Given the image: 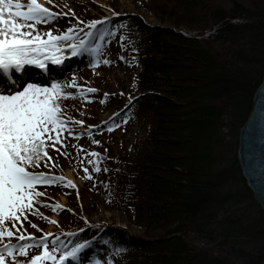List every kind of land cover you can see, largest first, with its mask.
Returning <instances> with one entry per match:
<instances>
[{
	"label": "trees",
	"instance_id": "trees-1",
	"mask_svg": "<svg viewBox=\"0 0 264 264\" xmlns=\"http://www.w3.org/2000/svg\"><path fill=\"white\" fill-rule=\"evenodd\" d=\"M210 18L213 36L206 40L204 29L198 38L150 31L140 20L125 24L140 35L135 76L138 90L150 94L151 123L129 182L137 198L131 216L161 233L148 241L122 227L107 229L115 263L264 260V209L237 157L239 130L264 77V0H221ZM192 234L206 245L193 244Z\"/></svg>",
	"mask_w": 264,
	"mask_h": 264
},
{
	"label": "rangeland",
	"instance_id": "rangeland-1",
	"mask_svg": "<svg viewBox=\"0 0 264 264\" xmlns=\"http://www.w3.org/2000/svg\"><path fill=\"white\" fill-rule=\"evenodd\" d=\"M219 2L221 0H81L80 13L74 15L71 22L60 23L61 28L87 29V33H93L94 29L88 27L89 23L103 21L97 25L92 36L85 38L89 49L100 45V50L87 51L90 60L79 66L82 70L89 71H105L108 68L120 78L116 79L115 75H111L112 86L102 88L103 94H107L108 90L117 93L109 103L110 108H114V119L89 130H73L79 136L76 141L63 140L66 147L57 145L60 152L50 149L54 153L49 152V155L57 166L45 168L44 171L46 174L62 176L65 180L53 185H41L40 190L49 192L47 197H43L45 203L59 204L62 210L48 208V213H40L57 223H49L38 216L29 215L28 220L37 225L39 230L30 227L28 222L23 225L27 233L36 237H41L43 233L58 235L66 248L58 251L57 257L62 251L70 250L76 242H90V246L80 254L82 260L69 259L66 264H95L97 260L101 264H123V257L120 262L115 263L111 259L114 255L106 251L108 240L105 234L109 228L122 227L148 241L156 239L161 233L144 230L131 216L137 198L133 185L129 182L131 173L134 178L136 175L134 168L139 158L137 154L141 155L147 149L151 123L145 103L150 94L138 90L135 76L139 69L136 65L140 62V52L134 47L137 41L140 42V35L125 24L140 20L150 31H181L184 35H195L206 40L213 36V30H209L207 26L212 23L211 10ZM202 29L206 32L200 37L197 33ZM129 38L130 40H126ZM104 60L110 63L101 66ZM84 78L82 76L83 80ZM91 81L94 82L95 79ZM68 91L75 93L73 88ZM103 94L97 96L92 107L102 106ZM116 124L119 127H115ZM110 127L113 128L112 131L108 130ZM93 140L99 141V144L93 143ZM91 152L99 153L100 172L94 171V165L87 162L89 159H97L88 156ZM85 167L88 169L87 174L84 172ZM88 174L92 179L86 178ZM67 181H72L75 187H68ZM191 236L193 244L206 245L195 239L193 234ZM40 252L41 249L33 248L29 255ZM121 253L129 256L127 251Z\"/></svg>",
	"mask_w": 264,
	"mask_h": 264
},
{
	"label": "snow or ice",
	"instance_id": "snow-or-ice-1",
	"mask_svg": "<svg viewBox=\"0 0 264 264\" xmlns=\"http://www.w3.org/2000/svg\"><path fill=\"white\" fill-rule=\"evenodd\" d=\"M48 2L52 3V0ZM60 15L67 14L52 12L37 0H0V264H9L7 258H11L10 264H66L69 259L82 260L80 254L90 246L88 241L76 242L57 257V252L66 248L58 235L43 233L36 237L23 227L24 222H28L30 227L39 230L28 220L29 215L57 223L43 216L36 205L54 211L62 210V206L40 201L38 198L46 193L38 191L37 186L64 182L65 178L37 169L42 165L46 168L57 166L49 149L60 152L57 145L66 147L64 132L79 138L71 126L83 122L67 116L60 102L77 95L86 98L88 93L97 91L91 87H82L76 94L68 91L77 87L75 79L70 84L54 82L50 86L33 82L37 75L47 82L56 67L63 70L65 61L70 58L62 54L65 48L71 49L73 57L85 51L100 50V45L89 49L83 39L72 43L73 27L66 32L39 30L38 25L57 21ZM102 23L92 21L88 27L95 29ZM85 35L92 36L93 33ZM103 62L110 63L108 60ZM114 126L119 127L118 124ZM93 143L99 144V141L93 140ZM88 156L97 158L87 162L94 165V171L100 172L99 153L91 152ZM84 172L88 173L86 167ZM86 178L90 180L92 176L88 174ZM66 185L75 187L72 181H67ZM5 238L7 242H4ZM33 248H39L41 252L30 256ZM95 264H101V261L97 260Z\"/></svg>",
	"mask_w": 264,
	"mask_h": 264
},
{
	"label": "bare ground",
	"instance_id": "bare-ground-1",
	"mask_svg": "<svg viewBox=\"0 0 264 264\" xmlns=\"http://www.w3.org/2000/svg\"><path fill=\"white\" fill-rule=\"evenodd\" d=\"M38 3H40L43 7L49 8L50 11L59 13V14H69L68 17L65 15H60L59 19L57 21H54L49 24H40L38 25L39 30L41 32H46L49 29L54 30V32H66L68 28H61L60 23L62 22H71L72 17L74 15H78V12L80 13L81 7L79 4L81 3V0H52V3H49L48 0H37ZM74 13V15H73ZM66 19H64V17ZM75 27V26H74ZM87 29H75L73 36L74 39L71 41L72 43H78L79 40L87 38V35H85ZM89 31V29H88ZM95 29L93 30L94 33ZM183 33V32H182ZM71 51L69 48H65L64 52L62 53L64 56L70 57L65 61V65L63 66V70L61 71L59 67H56V71L51 74V79H49L47 82L45 79L39 75L35 76L33 78V82L40 84L41 86H50L51 83L59 81V83L64 84H70L73 79H75L77 87L74 89V94L78 93L79 88H86L91 87L97 89L95 93H88L87 97L78 96L76 98H70L66 100H62L60 103L67 114V116L72 117L76 121H82V124H75L72 125V129H80L82 130H89L93 126H98L99 124L104 125L110 120L114 119L113 111L114 108H110V101L112 97H115L117 94L114 91L108 90L107 94H103L102 88H110L112 86L111 75L116 77V79H120L119 75L115 74L114 71L111 69L106 68L105 71H89V70H82V68L79 66L83 62H88L90 60V57H88V52L85 51L79 56H68V53ZM109 64V63H108ZM102 65H106L104 62L101 63ZM98 67V65H96ZM67 68L69 70H67ZM97 69V68H96ZM33 71L39 72L38 69H33ZM82 76L85 77L84 80L82 79ZM57 79V80H55ZM92 79H95V81H91ZM82 83V84H81ZM70 90V89H68ZM103 94V103L102 106H99L94 108L92 105L97 101V96ZM91 102H88V101ZM253 105V103H252ZM115 107V106H114ZM249 117V116H248ZM247 117V119H248ZM91 126V127H89ZM74 136H71L68 134V132L63 133V140L67 142H74L77 139L73 138ZM87 138V137H86ZM239 139V136H238ZM51 149V148H50ZM49 149V152L54 153ZM51 163V162H50ZM43 165L37 169V171L45 172ZM46 173V172H45ZM42 188L41 185L37 186L38 191L45 192V197L48 196L47 190H40ZM44 197V196H43ZM43 197H39L38 199L40 201H43ZM63 201V200H60ZM44 202V201H43ZM45 203V202H44ZM47 203V202H46ZM62 203V202H61ZM36 207L40 211H45L48 213V208L43 207L40 204H37ZM4 242H7V238H5ZM11 258L7 259V261L10 264Z\"/></svg>",
	"mask_w": 264,
	"mask_h": 264
},
{
	"label": "water",
	"instance_id": "water-1",
	"mask_svg": "<svg viewBox=\"0 0 264 264\" xmlns=\"http://www.w3.org/2000/svg\"><path fill=\"white\" fill-rule=\"evenodd\" d=\"M237 157L248 187L264 209V77L254 93L249 117L239 130Z\"/></svg>",
	"mask_w": 264,
	"mask_h": 264
}]
</instances>
